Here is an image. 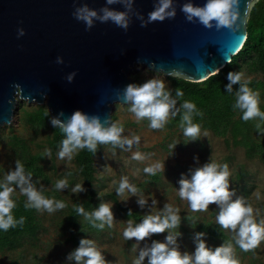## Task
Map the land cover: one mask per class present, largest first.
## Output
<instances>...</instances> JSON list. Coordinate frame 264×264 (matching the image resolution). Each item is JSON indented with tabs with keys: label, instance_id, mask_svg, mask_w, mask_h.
I'll return each mask as SVG.
<instances>
[{
	"label": "water",
	"instance_id": "95a60500",
	"mask_svg": "<svg viewBox=\"0 0 264 264\" xmlns=\"http://www.w3.org/2000/svg\"><path fill=\"white\" fill-rule=\"evenodd\" d=\"M256 1L238 0L230 29L187 19L184 4L207 0H172L175 14L162 21L149 20L158 0H0V125L11 123L24 99L45 105L52 120L80 111L108 128L115 103H128L124 90L134 84L135 65L205 80L242 47ZM83 7L97 14L91 25L77 18ZM103 9L126 13L127 28L101 20Z\"/></svg>",
	"mask_w": 264,
	"mask_h": 264
},
{
	"label": "rangeland",
	"instance_id": "374dc122",
	"mask_svg": "<svg viewBox=\"0 0 264 264\" xmlns=\"http://www.w3.org/2000/svg\"><path fill=\"white\" fill-rule=\"evenodd\" d=\"M145 80H162L165 88L170 87V79L163 73H157L146 66L135 65L134 70ZM131 72V73H132ZM243 78L251 75L242 69ZM36 102H27L24 99H17L13 119L10 124L0 125V184L5 183L6 175L14 171L16 155L10 145V136L17 134L26 140V143L33 151L45 152L48 149L47 136L50 134V126L34 128L22 122L20 107L32 108ZM131 103L116 102L112 111L116 118L112 124H120L123 128L120 136L124 139L139 137V143L133 142L131 148L128 145L103 144L101 152L95 157L96 165V189L98 206L102 203L109 204L113 214L112 226L105 224L98 232L90 231L87 239L93 240L105 260V264H135L142 249L149 248L153 241L166 243L165 237L172 235L174 243L169 248H177L182 254H192L196 248L197 230L195 227L199 222L210 220L212 225L216 223V215L219 208L216 204H210L207 211L193 212L188 202L181 200L178 195L179 181L183 177L191 179V171L203 166L205 163L216 162L217 164L228 165L230 172V191L234 194L231 200L243 198L245 202L254 209V217L259 222L264 219V164L257 158L246 156L241 145L227 144L225 137L217 135L209 130H200L198 139L192 140L183 135V130L178 127H169L166 122L162 129L154 130L149 127V120H137L130 111ZM171 115L169 116V118ZM168 118V120H169ZM206 133V135H205ZM175 144L174 148L169 146ZM46 155L42 161L48 180L38 178L36 184H32L38 192L46 198L73 204L75 201L85 199V188L83 180L76 175L75 152L69 160L59 159L58 153ZM139 152L143 159H132L133 153ZM163 162V172L157 171V179H152L151 174L145 173L144 169ZM241 166L247 169V176L244 180H238L237 172ZM121 178H126L129 184L135 186L138 191L132 195L127 190L122 195L116 194ZM67 180L68 186L57 190L55 185L58 180ZM80 184L84 191L73 193L72 189ZM243 185L248 188L244 192ZM15 189L12 195H20V189L16 185H10ZM2 190V189H0ZM114 192L121 204L136 209L141 215L156 214L162 212L165 204L179 209L180 216H190L182 221L178 228L168 229L164 233L151 234L142 241L135 238L125 240L123 230L127 227L129 220L133 226L142 220L131 217H124L117 209V202L107 193ZM259 194L257 199L256 194ZM27 198V197H26ZM145 200L141 206L138 201ZM155 201V203H153ZM67 208L49 213L44 210L38 211L41 227L36 238L23 241L20 246L0 251V264H10L13 259H18L20 264H77L75 260L68 259L74 250V246L67 241L66 221ZM229 235L228 241L220 239L211 240L206 235L200 237L205 241L206 247L214 250L224 244L231 243L233 255L239 264H264V240L260 245L243 254L235 244V233L225 230ZM179 235H176V233ZM141 264H148V257H145Z\"/></svg>",
	"mask_w": 264,
	"mask_h": 264
},
{
	"label": "clouds",
	"instance_id": "9594fccd",
	"mask_svg": "<svg viewBox=\"0 0 264 264\" xmlns=\"http://www.w3.org/2000/svg\"><path fill=\"white\" fill-rule=\"evenodd\" d=\"M117 0H107L112 4ZM159 6L149 14L150 21L163 20L165 16H174V9H171L172 0H158ZM238 0H207L203 7L193 6L191 3L183 5L182 11L191 21L194 17L205 27H211V22H216V27L232 28L237 19L236 7ZM103 16L99 17L103 21L111 20L120 27L127 28L126 13L103 9ZM77 18L83 20L86 24L91 25L94 17L97 16L95 11L83 7L77 10ZM243 73L230 72L228 74L229 84L226 86L227 91H232L233 84H240L236 92V100L233 105L234 109H239L242 113L241 119L244 121L259 118L264 121V112L259 108V93L254 92L248 87V82L240 83ZM71 77H69V80ZM177 96L182 93L177 90ZM125 102L131 103L130 111L135 115L137 120L147 118L149 127L154 130L162 129L169 116L175 117L179 109L175 108L176 101L170 97V93L165 90V84L162 80L150 79L142 85L129 84L124 90ZM181 107L185 110L180 127L183 135L189 139L195 140L200 136V125L193 123V113L202 116L203 113L196 109V105L185 100ZM52 124L59 127L65 139L61 142V148L58 153L59 159L70 160L72 154L78 149H87L95 152L97 143L119 145L123 147L127 144L131 148L133 142L139 143V137L134 136L132 139L121 140L122 127L112 125L104 128L99 119L95 116L89 117L80 111H75L65 122L53 119ZM258 130L260 124L256 125ZM264 131V130H262ZM206 135V133H205ZM171 149L175 144L169 146ZM46 155H51L49 149L45 150ZM132 159L141 160L143 156L137 152L133 153ZM145 173L154 175L157 171L163 172V162L156 163L153 166L146 167ZM230 172L227 164H217L216 162L205 163L203 166L191 171V179L181 178L179 181L178 195L181 200L188 202L189 208L193 212L207 211L210 204H216L219 212L216 215V223L225 230L235 233V244L242 251H250L257 248L261 241L264 240V219L259 222L254 217V209L247 204L243 198H237L232 201L231 196L234 194L230 191L229 183ZM15 184L20 189V193L27 197L25 208H34L37 211L44 210L52 213L56 210L66 207L64 202L46 198L30 183L29 176L24 175L23 164L17 160L16 168L10 171L5 178V183L0 184V230L7 231L15 227L17 223L23 224L24 218L17 221L12 210L16 207L15 201L11 198L15 191L10 185ZM68 186L67 180H58L56 189L62 190ZM127 190L135 195L138 189L129 184L126 178H121L116 194L122 195ZM84 191L80 184L73 189V193ZM259 199V194H256ZM138 203L143 206L146 201L141 199ZM155 203V201H153ZM78 214L85 216L92 226L103 229L105 224L112 226L113 214L109 204L102 203L92 213H85L82 206H74ZM131 216V211H129ZM181 217L179 209L173 208L170 204H165L162 212L144 216L142 221L135 226L131 220L128 221L127 227L123 230L125 240L135 238L136 241H142L151 234L164 233L168 229L178 228ZM99 221L100 223H96ZM176 235H179L177 232ZM204 233H197L196 248L191 255L187 252L181 253L177 248H169V244L174 243V237L169 235L165 237L166 243L153 241L151 247L142 249L139 258L135 264H141L145 257H148V264H239V261L233 255L231 243L216 247L214 250L206 247L205 241L200 239ZM68 259L75 260L77 264H105V260L90 239H81L79 246L69 254Z\"/></svg>",
	"mask_w": 264,
	"mask_h": 264
},
{
	"label": "trees",
	"instance_id": "16d2710c",
	"mask_svg": "<svg viewBox=\"0 0 264 264\" xmlns=\"http://www.w3.org/2000/svg\"><path fill=\"white\" fill-rule=\"evenodd\" d=\"M242 69L251 76L247 79L242 76L240 83L248 82V87L259 93V108L260 111L264 112V0H257L252 5L247 21V36L242 47L233 55L231 61L217 73L202 81H190L168 76L171 84L165 90L176 101L175 108L179 111L175 117L169 118L167 125L181 129V118L185 111L181 105L185 100L190 101L196 105L199 112L203 113L202 116H199L194 112L192 116L193 123L199 124L200 130L206 129L225 137L227 144L241 145L247 157H257L264 164V131H262L264 130V121L259 118L249 121L242 120L240 110L233 108L240 84H233L231 92H228L226 87L229 84L228 74L241 72ZM130 76L136 85H142L147 81L136 71L132 72ZM177 90L182 93L181 96H177ZM20 109L23 123L34 128L50 126L51 132L46 140L51 155H54L61 148V142L66 136L59 127L53 126L46 106L37 104L30 109L26 107H20ZM115 118V114H112L109 127L116 125L112 124ZM257 124H260V130L256 128ZM116 126L120 127V124ZM121 140L123 139L121 138ZM10 145L16 159L23 164L24 175L27 177L30 174L31 184H36L38 178L49 179L42 164L46 157L45 152L33 151L26 140L15 133L10 136ZM102 146L103 144L97 143L94 153L86 148L75 151L74 172L83 180L86 197L82 201H75L72 205L67 204L66 206L68 214L64 220L66 221L67 241L74 246V250L79 246L81 239H87V234L90 231L98 232L101 230L93 227L85 216L78 214L74 206H82L84 212L90 214L99 205L98 189L95 186L97 177L95 157L101 152ZM245 176H247V169L241 166L237 172V178L244 180ZM157 177L156 173L151 175L152 179H157ZM243 188L244 192L247 193L249 189L244 185ZM107 196L112 197L117 202V209L124 217H131L136 220L144 218V215H141L136 209L119 203L114 192L107 193ZM11 198L16 203V207L12 210L14 218L19 221L23 217L24 223H17L15 227L9 228L7 231L0 230V251L16 248L26 239L36 238L41 227L38 211L34 208L26 209L24 206L27 202L26 196L22 194L12 195ZM262 208L264 210V202ZM129 211H131V216H129ZM180 217V223L190 218V216ZM96 223L100 222L96 221ZM195 229L197 233L202 232L211 240L228 241L230 238L225 229H222L218 224L212 225L210 220L199 222ZM236 247L240 249L238 245ZM250 251H242V253L247 254ZM10 264H20V262L18 259H13Z\"/></svg>",
	"mask_w": 264,
	"mask_h": 264
}]
</instances>
